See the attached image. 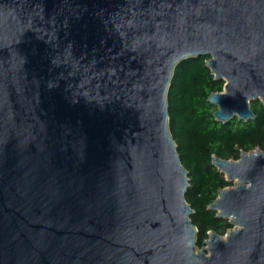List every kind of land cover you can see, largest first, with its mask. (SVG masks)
<instances>
[{
	"label": "water",
	"instance_id": "water-1",
	"mask_svg": "<svg viewBox=\"0 0 264 264\" xmlns=\"http://www.w3.org/2000/svg\"><path fill=\"white\" fill-rule=\"evenodd\" d=\"M207 56L226 123L264 103V0H0V264H264V151L198 228L170 127L176 66Z\"/></svg>",
	"mask_w": 264,
	"mask_h": 264
},
{
	"label": "trees",
	"instance_id": "trees-1",
	"mask_svg": "<svg viewBox=\"0 0 264 264\" xmlns=\"http://www.w3.org/2000/svg\"><path fill=\"white\" fill-rule=\"evenodd\" d=\"M207 56L180 62L174 72L168 95L170 127L177 142L182 163L188 170L186 200L194 209L191 219L198 228L197 248H204L209 232L225 235L234 227L227 218L218 216L210 204L219 190L233 184L213 163V155L240 159L242 152L264 151V103L251 102L255 117L226 123L214 117L216 107L208 101L212 92L224 90L225 80L216 78L207 66Z\"/></svg>",
	"mask_w": 264,
	"mask_h": 264
},
{
	"label": "rangeland",
	"instance_id": "rangeland-1",
	"mask_svg": "<svg viewBox=\"0 0 264 264\" xmlns=\"http://www.w3.org/2000/svg\"><path fill=\"white\" fill-rule=\"evenodd\" d=\"M258 149H254V151H257ZM237 185V181L236 180H234L233 181V184L232 185H230L229 187H234V186H236ZM225 235H223V237H224Z\"/></svg>",
	"mask_w": 264,
	"mask_h": 264
}]
</instances>
